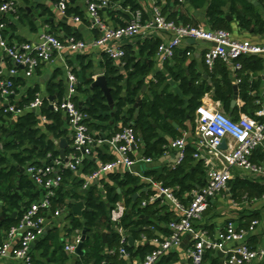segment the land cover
I'll list each match as a JSON object with an SVG mask.
<instances>
[{
	"label": "trees",
	"instance_id": "obj_1",
	"mask_svg": "<svg viewBox=\"0 0 264 264\" xmlns=\"http://www.w3.org/2000/svg\"><path fill=\"white\" fill-rule=\"evenodd\" d=\"M10 1L14 0H0V7ZM162 1L166 3L163 15L168 13V20L183 25L193 24L186 15L170 12L171 5L179 4L180 0H158L159 6L162 5ZM116 2L120 3L123 10L129 8L132 14L142 11L139 0H111L108 10ZM189 2L194 9L205 7L208 9L207 19L210 30L229 31L231 29L230 23L224 17V9L229 6L230 15L236 17L241 29L251 30L255 27L257 33L264 34V20L261 14L246 0H189ZM258 2L264 5V0H258ZM74 4L70 2L67 17L74 15L86 21L84 12L79 7H74ZM24 11L26 14V10ZM49 13L50 11L45 8L44 14ZM112 14L130 21L129 15L124 12ZM25 17L28 19L30 16ZM143 17L144 20H148L144 13ZM29 24L32 27L35 26L30 18ZM61 26L64 27L68 36L73 35L69 25L62 23ZM95 32L97 38L101 37L98 31ZM75 37L79 39L77 35ZM9 41L12 42L13 39L10 38ZM160 45V40L148 39L139 44L137 51L132 47H126L122 66L104 55L102 69L115 102L113 110L99 88L90 90L93 83L92 76L78 86V93L89 95L87 103H82V109L89 114V127L98 131L100 134L98 137L108 133L107 139H110L124 128L132 127L136 133L142 157L157 161L168 152L171 140L181 138L183 132L195 131L196 113L202 107L203 99L207 95H210L214 102L220 103L221 109L234 120L239 119L240 113L251 115L255 112L256 99L252 93L258 90L259 85L257 82L250 81L245 73L262 71L263 59L248 57L242 60L243 67L238 72V77L241 79L239 96L245 106L242 109L237 107L233 109L234 85L227 65L220 61L215 64L214 70L205 67L204 72L211 80L210 84L198 72L196 63L188 62L186 54L178 51L173 62L165 64V70L178 85L179 93L171 91L167 77L162 72L156 73L153 79L148 81L153 75L154 58ZM91 68L92 63L84 66L83 70L88 71ZM20 83V79L15 80L16 92ZM58 86L62 93V85ZM37 93V89L29 90L18 106H27L35 99ZM138 98H141L139 103ZM75 102L80 104L77 97ZM137 103L138 107H136ZM9 117L4 114V108H0V211L3 218L0 220V231H8L16 225L24 210L40 199L41 191L25 173L21 172V169L29 165L51 164L52 160L59 155L54 140L60 141L67 136L68 120L61 112H52L47 99L39 113L27 112L14 123ZM42 117L48 119L45 131L41 129ZM170 122L177 124L179 129H175ZM194 152V148L189 145L186 148V157L179 166L147 169L144 171V176L151 178L155 183L162 184L164 188L172 189L178 201L187 205L191 201V192L203 188L206 184V169L202 162L194 159ZM250 160L253 164L264 167V145L252 153ZM102 161L111 162L113 159L102 157ZM84 166V174H90L98 167L91 159L86 160ZM73 176L72 172L65 171L64 181L56 197L51 201L50 215L48 214L47 218L57 211L66 213L70 221V226L65 231L67 238L74 235L76 231L87 230V240L83 247L85 254L79 257L75 264H105L107 260L109 264H127V261L118 255H108V251L121 247V235L111 222V212L122 198L127 212L119 227L126 234L137 241L141 240L142 235L152 239L156 236L149 228L153 227L156 233L164 235L165 238L170 236L168 226L178 219V212L169 205H162L161 201L141 207L143 202H149L150 197L154 196L151 192L142 193L141 197L134 201L133 197L139 191L150 187L139 177L130 173L109 174L99 184H94L84 191L82 187L85 181ZM227 190L235 203H242L245 200L254 201L264 197V184L254 180L236 178L229 182ZM76 202H83L85 205L82 217H77L72 212ZM211 207L212 204H210ZM252 220L250 219L249 222ZM205 229L212 233L214 227L207 224ZM104 234H106V243ZM253 240L255 238L249 241L252 248L256 245V242H252ZM0 242H2L1 237ZM65 247L66 243L61 242L58 229L47 231L36 247L41 252V259H45L46 262L34 258L35 264H66L69 256L65 252ZM153 249L152 245L142 243L135 248L127 247L132 257L141 259H144ZM213 255L208 253L204 264H219L218 259H212ZM177 261L175 255L171 254L164 258L161 264H175Z\"/></svg>",
	"mask_w": 264,
	"mask_h": 264
},
{
	"label": "built area",
	"instance_id": "obj_2",
	"mask_svg": "<svg viewBox=\"0 0 264 264\" xmlns=\"http://www.w3.org/2000/svg\"><path fill=\"white\" fill-rule=\"evenodd\" d=\"M49 1L57 7L62 16L67 17L69 4L74 0ZM110 2L111 0L88 2V12L93 27L102 31V36L90 43L79 40L75 36L62 40L49 32L40 34L35 42L11 43L6 35L5 16L16 12L17 3L14 0L0 7V108H4L5 115L16 120L27 112L41 111L46 99L39 94L25 107H19L11 100L16 96L15 80L21 73L27 79L32 78L43 64L50 63L55 56H61L66 51L80 53L89 48L99 49L122 66L126 56L125 49L120 47L123 41L135 40L148 33L164 32L171 34L173 38L170 42L159 46L156 58L162 64L171 62L182 44L189 40L202 41L211 45L204 58L205 64L210 69L220 61L239 72L243 67V59L264 54V46L237 40L228 31L178 24L168 20L159 9H155L154 17L150 20H144L143 13L137 11L133 13L127 25L110 29L103 24L100 17V12L108 9ZM180 2L183 3L184 0ZM72 18L74 23H81L79 17ZM68 83L65 93L58 102H49L48 99L47 101L49 106H53V112H62L67 117L68 125L74 133L73 156L67 161L55 158L49 165H29L24 169V173L41 191V196L38 201L24 210L20 221L6 231L4 239L2 238L0 242V260H17L24 264H35L33 248L47 232V216L50 215L51 201L62 186L65 171L77 174L86 160L94 157L97 146L110 145L116 157L111 162L98 163L97 169L86 176L82 187L84 191L94 184H99L102 179L109 174H114L120 168L129 170L132 175L140 176L133 171L135 166L154 162L151 159H145L142 155L135 156L139 148L136 133L132 127L124 128L110 139L96 137L89 127V114L82 109V106L80 107L81 104L75 102L78 94V78L69 73ZM237 83L240 84L241 79H238ZM196 116L197 139L192 145L195 151L193 157L204 164L206 184L203 188L191 192V201L186 205L178 201L172 189L164 188L162 184L155 183L151 178H143L158 192L149 199V202H143L141 207L165 199L172 203L179 217L169 224L168 229L171 233L169 237L150 239L146 235L141 236L140 242L152 245L154 249L147 253L139 264H161L164 258L181 248L183 237L186 235L191 237V243L187 249V258L191 264H204L205 257L210 252H222L224 264H264V248H252L248 243L249 235L259 225L258 221H253L248 229H240L234 222H230L225 230L219 233L217 239L199 227L215 197L228 189L229 182L234 178V169L249 172L254 180H264V167L255 165L250 160L252 153L264 145V111L257 113L259 119L243 115L238 120H234L219 105L217 107L202 106L197 110ZM41 121L43 124L48 122L46 117H42ZM187 138L188 134L185 133L181 138L170 142L169 150L177 152L174 167L179 166L186 157ZM224 142L225 150L221 149ZM57 144L59 146V143L55 142V145ZM49 158H51L50 155ZM126 212L127 207L121 201L111 212V222L121 235V247L108 251V255H118L125 261H131L133 257L127 250V247H130L129 236L131 235L124 233V230L119 227ZM62 214L63 211H57L53 217H60ZM76 234L77 237L66 244V253L76 254L82 232L76 231ZM229 244L233 246L229 248ZM105 264H109V260Z\"/></svg>",
	"mask_w": 264,
	"mask_h": 264
},
{
	"label": "crops",
	"instance_id": "obj_3",
	"mask_svg": "<svg viewBox=\"0 0 264 264\" xmlns=\"http://www.w3.org/2000/svg\"><path fill=\"white\" fill-rule=\"evenodd\" d=\"M17 3V10L14 13H10L5 16V21L7 23V31L6 35L10 38L13 39L11 43L14 44H23V43H31L37 41L38 37L40 34L43 32H49L54 34L55 36L59 37L60 39L64 40L68 36L66 30L64 27L61 26L62 23L69 25L72 30H73V35H77L80 40L87 41L88 43L92 42L93 40L97 39V34L95 31H98L99 35L102 36V31L98 28L93 27L92 21L90 19V15L88 12V2H93L94 0H74V7H79L81 11L84 12L86 16V21L81 19V23H74L73 21V16L70 17H64L60 14L58 11L57 7L51 3L49 0H15ZM247 1V0H246ZM248 3L252 4L256 10L261 14L263 20H264V5H261L258 0H250L247 1ZM139 4L142 7V13L145 14L146 18L148 20L152 19L154 17V11L155 9H159L163 13V8L165 6V1H162V5H158V0H139ZM48 9L50 11L49 14H44V9ZM23 9L22 11H20ZM26 10V14L25 11ZM207 11L208 9L202 8V9H194L190 2H186L184 0L183 3L179 4H172L170 12H176V13H182L186 15L189 20L193 23V26L196 27H203L205 29L210 30V26L208 23L207 19ZM113 12H124L126 15H129L130 20L132 18V13L130 12L129 8L127 10H123L122 7L120 6L119 2L113 3L110 7V9H105L100 12V17L103 22V24L110 28V29H115L122 27L123 24L127 25L129 21H125V18L117 15H113ZM224 17L227 18L228 22L230 23V30L228 31L231 33L233 38L240 40V41H250L251 43H254L256 45H261L264 46V34H260L256 32L255 27L252 28L251 30H243L239 27V22L237 21L235 16H231L229 13V6L225 7L224 9ZM29 15L30 20H32L35 24L34 27L30 26L29 24V18L27 19L25 16ZM168 15V13H167ZM167 15H165L167 17ZM66 19V20H65ZM191 25V26H192ZM36 28V29H35ZM53 31V32H52ZM100 38V37H99ZM172 35L164 32H153L152 34L148 33L145 34L144 36L139 37L138 39L135 40H127L123 41L120 45L122 48L126 47H132L134 48L135 51L138 50L139 44L144 42L145 40L148 39H158L161 41V44L168 43L172 40ZM194 41V40H193ZM209 43H205L202 41H194L191 42V40L186 41L182 44V46L179 48L180 53H185L188 59V62L194 61L197 66L198 72H200L203 75H207L205 71V67L207 65L205 64V54L207 50L210 48ZM177 51V52H178ZM106 53L99 49H93L89 48L87 51L80 52V53H71V52H64L61 56H55L53 60L48 63V64H43L35 73V75L32 78H25L23 74L21 73L19 75V78L21 80L20 85L17 88L16 96L13 97V100L16 104H18L23 98L26 97L27 93L29 90H38L39 95L44 97L45 99H48L50 102L49 98L50 97H55L54 102H58L60 98L63 96L65 93L67 87H68V75L69 73L74 74L78 80V86L81 84L82 79H81V72L78 71L80 68L83 70V67L86 65H89L92 63V68L98 66V68L101 69V72L97 75H93L92 79L93 82L94 80L99 77V76H104V72L102 69V63H103V58ZM107 56V55H106ZM256 58H261L264 61V54L259 55V56H252ZM109 58V57H108ZM155 62V69L153 72V75H151L148 79V81L153 79L154 75L158 72H162L166 75L167 77V83L168 82V77L173 81L171 76L166 72L165 70V64H162L155 56L154 58ZM173 62V60L171 61ZM7 67H9V64H7ZM230 72V76L232 79L233 85H238L237 83L239 77H238V72L235 71L232 67L227 66ZM209 70H214V67L210 69L207 67ZM245 75L249 76L250 81L257 82L259 87L258 90L252 93V95L255 97L256 102L254 104L256 110L253 112L251 115L243 114L240 113L239 118L243 115L252 117L254 119H259L257 118V113L264 111V69L258 73H253V72H246ZM208 76V75H207ZM208 80V82L211 84V80L209 78L205 79ZM174 82V81H173ZM175 83V82H174ZM62 85L63 87V94L61 93V89L58 85ZM93 84V83H92ZM176 84V83H175ZM170 85V84H169ZM177 89L178 85L176 84ZM92 87V85H91ZM90 87V90H92ZM172 91V89H171ZM174 92V91H172ZM176 93V92H174ZM179 93V89L177 94ZM36 94V95H37ZM62 94V95H61ZM104 94V93H103ZM105 96V95H104ZM112 97V94H111ZM77 98L80 101V104L82 103H87V99L89 98V95L87 94H77ZM139 99V98H138ZM107 100V104L109 107L113 110L115 107V102L112 97V105L111 106L110 102ZM203 105L206 107H217L218 105L221 108L220 103L214 102L212 100V97L210 95H207L203 99ZM138 104V103H137ZM136 104V105H137ZM49 106V103H48ZM139 106V105H138ZM245 106V103L243 100L238 98L237 102V108L242 109ZM137 107V106H136ZM50 109V106H49ZM51 110V109H50ZM52 111V110H51ZM53 112V111H52ZM57 113V112H55ZM62 113V112H61ZM64 118L67 120V117L64 113H62ZM11 117V116H10ZM9 119L12 120V123H14V119L11 117ZM48 120V119H47ZM48 123V122H47ZM41 125V129L45 131V125ZM110 125V123H108ZM91 131L98 137V131L95 129H92L90 127ZM66 132L67 136L63 137L66 139L69 143V147L66 150V159H71L73 156V151H72V145H73V138H74V133L73 130L70 128V126L66 125ZM107 133V132H106ZM185 133L188 134L187 138V143L189 145H193L197 139V124H196V129L195 131H187L183 132L182 135ZM108 134V133H107ZM107 134H104L103 137L107 138ZM100 135V134H99ZM50 136V135H49ZM102 138V136H101ZM51 139L54 140L53 136H51ZM171 140L170 142H172ZM55 142H60L59 140H54ZM232 143V141H229ZM1 146V145H0ZM57 149L59 151V146L58 144L56 145ZM225 150V149H224ZM177 152L174 150H169L161 159L154 161V162H159L161 163L160 166L154 167L153 169H159L163 166L167 167H174V163L177 157ZM142 153L140 151H137L135 156L136 157H141ZM94 157L91 158V160L98 166V163L104 162L102 161V157L106 158H111L115 159L116 154L114 152V149L107 144L99 145L95 148L94 150ZM57 158H60V155H58ZM88 161V160H87ZM153 162V163H154ZM200 162V161H199ZM106 163V162H104ZM88 164V163H87ZM139 166V165H137ZM136 167V166H135ZM24 169V168H23ZM85 170V166H83L80 171L77 174H74L73 177H78L80 179H83L85 181L86 176L89 174H84L83 171ZM145 171V170H144ZM144 171L140 172V176H137L141 179V181L150 186L146 187L143 190L139 191L136 195H138V200L141 197L142 193H153L156 195V192L158 190L154 188L151 184L147 183L144 181L143 178L144 176ZM127 173V170L125 168H120L118 169L114 174H121L124 175ZM233 175L234 179L240 178V179H248V180H254L252 175L249 172H246L242 169H234L233 170ZM258 181L261 184H264V180L258 179L254 180ZM69 185L67 186V188ZM118 193H120V190H118ZM226 195V196H225ZM153 196V195H152ZM151 196V197H152ZM150 197V198H151ZM134 198V197H133ZM227 199V200H226ZM135 201V200H134ZM161 201L162 205H169L171 208L175 209V207L170 203L168 200H158ZM121 202H124V199L122 198ZM78 202L75 203V205ZM212 207L209 208V210L206 212L203 222L199 226L202 230L208 232V234L211 237H215L217 239L219 233L223 232L227 225L230 222H234L238 228L240 229H248L253 221H258L259 225L255 227V231L251 233L248 237V243L251 240V238H255L252 242H256L254 248H264V197L258 200L254 201H244L242 203H235L231 200V197L228 193V190L220 193L215 199L212 201ZM224 204L229 207V209L234 212H225V207L222 205ZM214 211H221L220 209L224 210L221 211L222 217H209L210 210ZM217 212V215H220V213ZM229 214V215H227ZM16 216V214H15ZM67 214L63 213L60 217H53L50 216L48 218L47 222V231L51 229H58L59 235L61 242L71 243L75 237H77V234L75 232L74 235L70 236L69 238L66 237V229L69 228L70 226V221L67 218ZM78 217V216H77ZM255 217V218H252ZM250 219H253L251 222H249ZM3 220V218L1 219ZM213 226L214 230L212 233L205 229L206 225ZM149 228V227H148ZM152 232L155 233L156 237H159L161 239H164V235L160 233H156L155 229L153 227L149 228ZM83 232V231H81ZM124 232V231H123ZM120 233V232H118ZM125 233V232H124ZM6 234V231L1 230L0 231V237L4 239V235ZM106 235V234H104ZM132 237V236H129ZM134 238V237H133ZM135 240V239H134ZM136 243L134 246H138L141 244L140 241L135 240ZM39 243V242H38ZM191 243V237L189 235H186L183 237V243L181 245V248L178 249L173 255H175L176 259L178 260L175 264H191L187 258V249L190 246ZM233 244H229L228 247H232ZM37 244L33 248V256L36 260H41L42 262H46V260L41 259V252L37 250ZM133 247V248H135ZM131 248V247H130ZM111 251V250H110ZM85 252V251H84ZM212 253V252H210ZM69 260L66 262V264H75L79 256L76 254H69ZM213 255V260L218 259L219 264H224V254L222 257L219 256V252L217 253H212ZM140 257H133L131 261H127V264H139L141 262ZM0 264H24L21 261L17 260H0Z\"/></svg>",
	"mask_w": 264,
	"mask_h": 264
},
{
	"label": "water",
	"instance_id": "obj_4",
	"mask_svg": "<svg viewBox=\"0 0 264 264\" xmlns=\"http://www.w3.org/2000/svg\"><path fill=\"white\" fill-rule=\"evenodd\" d=\"M247 1H250V0H247ZM186 2L188 3L189 0H186ZM66 20V19H65ZM191 42H194L193 40H191ZM208 76L207 75H204V79H207ZM94 88H99L105 95V97L108 99V101L110 102V104H112V97H111V89L108 87V84H107V79L105 76H99L97 77L93 84H92V87L91 89H94ZM144 90H146V88H144ZM234 91H235V94H234V97H233V101H232V108H236L237 107V102H238V98H239V87L238 85H234ZM50 102H54L55 101V97H50L49 98ZM141 98L138 99V103L140 102ZM82 105H80L81 107ZM138 107V104L136 105ZM50 109L53 110V106L51 105L50 106ZM36 112V111H34ZM172 124V126L175 128V129H179L178 125L175 124L174 122H170ZM69 147V143L66 139L62 138L59 142V155H60V158L62 160H65L67 161L66 159V150L67 148ZM221 149H226V143L224 142L223 145L221 146ZM161 163L159 162H154V163H151V164H147V165H141V166H136L133 171L140 174L141 171H144V170H147V169H153L154 167H158L160 166ZM21 172L24 173V169H21ZM127 173H129V170H127ZM138 198V195H135L134 196V200H136ZM85 209V205L83 202H78L74 208H73V214L78 216V217H82L83 215V211ZM104 237V242L106 243V235H103ZM87 240V230H83L82 232V237H81V242L79 243L77 249H76V255L79 256V257H83L85 252H84V242ZM38 244V242H37ZM134 244H135V240L133 237H130L129 238V246L131 248L134 247ZM219 256L222 257L223 256V253L222 252H219Z\"/></svg>",
	"mask_w": 264,
	"mask_h": 264
},
{
	"label": "rangeland",
	"instance_id": "obj_5",
	"mask_svg": "<svg viewBox=\"0 0 264 264\" xmlns=\"http://www.w3.org/2000/svg\"><path fill=\"white\" fill-rule=\"evenodd\" d=\"M78 71H80L81 72V79H82V82L83 81H86L88 78H90L91 76H93V75H97V74H99L100 72H101V69L100 68H98V66H96V67H93V68H91V69H88V71H84V70H82L81 68L78 70ZM81 82V83H82ZM168 82H169V84H170V87H171V89H172V91H174V92H178V89H177V86H176V84L168 77ZM111 106L113 107V105L111 104ZM226 196V195H225ZM227 200V199H226ZM223 207H225V212L226 211H228V212H232L230 209H229V207L227 206V205H225L224 206V204L222 205ZM221 211H224V210H222V209H220ZM221 211H214L213 209L212 210H210V213H209V217H222V215H221ZM217 212L218 213H220V215H217ZM232 213H234V212H232ZM227 215H229V214H227Z\"/></svg>",
	"mask_w": 264,
	"mask_h": 264
}]
</instances>
